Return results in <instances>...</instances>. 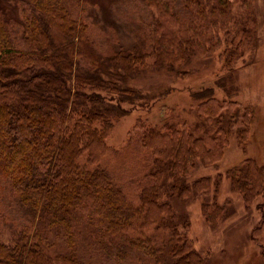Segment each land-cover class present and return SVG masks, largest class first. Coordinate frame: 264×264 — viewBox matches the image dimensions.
Listing matches in <instances>:
<instances>
[{
  "label": "trees",
  "instance_id": "16d2710c",
  "mask_svg": "<svg viewBox=\"0 0 264 264\" xmlns=\"http://www.w3.org/2000/svg\"><path fill=\"white\" fill-rule=\"evenodd\" d=\"M142 1L150 19L135 47L102 52L75 14L89 0H0V197L31 217L9 224L4 239L0 210V264L206 263L172 201L212 191L209 177L187 181L198 161L222 160L232 130L244 144L249 108L216 98L211 87L194 93L193 125L172 109L160 125L138 119L126 146L144 164L135 200L102 161L115 122L130 113L124 105L169 94L131 85L145 69L186 75L195 58L218 54L233 70L253 40V0ZM229 172L247 206L264 200V165L248 159ZM225 210L217 200L203 204L212 226Z\"/></svg>",
  "mask_w": 264,
  "mask_h": 264
},
{
  "label": "rangeland",
  "instance_id": "374dc122",
  "mask_svg": "<svg viewBox=\"0 0 264 264\" xmlns=\"http://www.w3.org/2000/svg\"><path fill=\"white\" fill-rule=\"evenodd\" d=\"M149 12L142 0H89L75 14L89 25V36L97 50L105 52L110 48H134L150 19ZM251 26L252 43L245 47L243 54L236 55L231 71L223 67L218 54L195 58L183 69L186 75L151 67L145 69L131 85L154 94L169 89V94L134 105L125 104L130 113L115 122L108 139L111 150L102 161V166L135 200L138 190L133 180L144 174V164L129 155L126 146L138 119L160 125L165 111L172 109L193 125L199 122L196 107L200 103L193 98L194 93L211 87L216 98L237 101L243 108H249L253 113L252 123L244 144L237 130H232L222 160L209 166L198 161L187 181L193 187L197 180L209 177L212 191L172 201L180 229L206 259L205 264H264V207H258L264 200L259 198L247 206L244 197L233 190L229 172L248 159L264 165V0H253ZM149 62L152 64L153 60ZM204 128L201 126L197 134ZM140 159L147 162L148 156L143 153ZM214 200L226 208V217L217 226L210 225L203 216V204ZM12 202L7 195L0 197V210L7 223L3 224L4 239L9 236V224L27 225L31 220L19 210L17 202ZM55 234L51 232L49 238L62 248Z\"/></svg>",
  "mask_w": 264,
  "mask_h": 264
}]
</instances>
